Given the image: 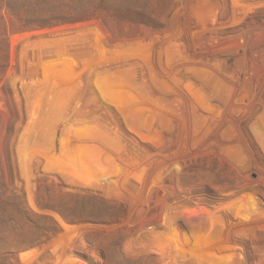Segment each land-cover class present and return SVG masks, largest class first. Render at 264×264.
Instances as JSON below:
<instances>
[{
  "label": "rangeland",
  "instance_id": "1",
  "mask_svg": "<svg viewBox=\"0 0 264 264\" xmlns=\"http://www.w3.org/2000/svg\"><path fill=\"white\" fill-rule=\"evenodd\" d=\"M6 1L0 264H264V0Z\"/></svg>",
  "mask_w": 264,
  "mask_h": 264
},
{
  "label": "trees",
  "instance_id": "2",
  "mask_svg": "<svg viewBox=\"0 0 264 264\" xmlns=\"http://www.w3.org/2000/svg\"><path fill=\"white\" fill-rule=\"evenodd\" d=\"M119 1L121 3L110 5L108 0H7L6 4L7 11L12 15L22 14L17 19L24 28H46L86 22L93 18L90 12L92 6L93 12L99 8L110 7L112 14L121 23L149 22L142 10L135 8V2ZM70 5H74V12L63 13V9L71 8Z\"/></svg>",
  "mask_w": 264,
  "mask_h": 264
}]
</instances>
